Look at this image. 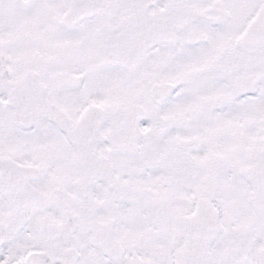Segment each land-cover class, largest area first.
Returning <instances> with one entry per match:
<instances>
[{
    "label": "snow or ice",
    "instance_id": "snow-or-ice-1",
    "mask_svg": "<svg viewBox=\"0 0 264 264\" xmlns=\"http://www.w3.org/2000/svg\"><path fill=\"white\" fill-rule=\"evenodd\" d=\"M0 264H264V0H0Z\"/></svg>",
    "mask_w": 264,
    "mask_h": 264
}]
</instances>
